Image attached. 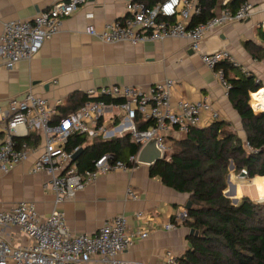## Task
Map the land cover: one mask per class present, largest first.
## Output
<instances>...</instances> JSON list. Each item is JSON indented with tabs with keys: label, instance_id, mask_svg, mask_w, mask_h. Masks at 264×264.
Returning <instances> with one entry per match:
<instances>
[{
	"label": "built area",
	"instance_id": "1",
	"mask_svg": "<svg viewBox=\"0 0 264 264\" xmlns=\"http://www.w3.org/2000/svg\"><path fill=\"white\" fill-rule=\"evenodd\" d=\"M199 1L161 0L152 6L133 1L126 6L127 17L123 21L106 24L101 30L89 25L85 34L109 45L186 40L189 50L199 55L202 66L214 74L226 96L230 85L223 70L217 66L223 62L235 68L239 65L229 51L203 53L202 45L209 34L226 25L247 20L253 7L245 1L232 13L225 7L226 1L219 14L191 26L192 17L201 13ZM85 2L60 0L31 20L4 23L0 34V71L11 70L21 61L32 60L43 44L59 33L62 22ZM86 17L91 18L92 14ZM259 27L264 31V23ZM242 72L245 75L248 73L245 70ZM173 88L174 82L165 80L146 89L116 85L101 87L79 96L59 99L54 105L31 92L8 102L0 123V178L34 157L30 174L48 177L42 188L52 195L53 201L52 210L47 214H40L35 204L29 201L0 208V235L2 229H16L29 242L28 245L14 247L0 238V264H89L93 257H97L102 264H139L118 259L120 254L133 246L136 238L147 237L146 233L128 231L126 215L105 219L93 234H75L67 227L60 209L62 204L72 201L78 192L92 185L100 176L133 171L139 166L138 153L129 156L126 161L103 154L92 160L89 169L77 172L76 157L83 148L66 147L74 135H82L88 140L98 137L109 140L128 133L140 149L155 139L165 159L171 150L170 134L180 138L191 129L200 128L204 113L210 114V122L219 119L205 99L197 102L173 101ZM78 99H82L83 103L67 117L57 123L52 122L58 109L68 108L70 101ZM250 108L256 113L251 104ZM136 114L152 125L146 130H137L134 124ZM37 136L38 142L35 140ZM25 138H30L31 143L18 144V139ZM245 148L253 152L247 144ZM241 172L246 175L245 171ZM125 200L138 201V192L128 187ZM184 216L185 209L182 217L178 215L174 222L183 223ZM136 218L141 219L142 214L137 213ZM175 223L165 225L164 229L175 230ZM162 258V264H179L172 252H166Z\"/></svg>",
	"mask_w": 264,
	"mask_h": 264
},
{
	"label": "crops",
	"instance_id": "2",
	"mask_svg": "<svg viewBox=\"0 0 264 264\" xmlns=\"http://www.w3.org/2000/svg\"><path fill=\"white\" fill-rule=\"evenodd\" d=\"M58 1L0 0V34L4 23L31 20ZM133 1L137 0H86L62 22L59 33L47 40L32 60L21 61L11 70H1L0 123L8 102L23 98L29 92L54 105L59 99L101 87L116 85L146 89L171 80L174 82L173 101L207 100L219 116L218 120L230 123L232 130L243 139L240 119L223 88L214 74L202 66L199 55L189 50L186 40L109 45L85 34L89 25L101 30L106 24L123 21L127 17L126 6ZM159 1L153 0L150 5ZM226 1L219 0V5ZM248 2L253 7L251 16L209 34L203 42L202 52L229 51L241 70L253 74L264 89V58L254 60L244 49V44L251 41L264 50L259 36V32H264L259 27L264 23V0ZM220 10L218 8L216 14ZM87 14L92 17L87 18ZM75 106V100L70 101L68 109L72 111ZM209 122L210 114H202L201 127ZM176 138L178 136L173 133L169 136V140ZM1 141L2 134L0 145ZM33 159L0 178V208L29 201L40 214L52 210L53 197L42 188L48 177L30 174ZM148 168L139 165L128 173L105 174L78 192L72 201L60 207L67 227L75 234H93L105 219L124 214L128 217V231L146 233L147 237L136 238L133 246L118 256L119 260L162 264V257L168 251L177 258L182 257L190 246L187 240L190 234L182 222L175 223L174 220L178 215L182 217L188 196L166 188L158 178H150ZM232 176L230 172V180ZM128 187L138 192V201L125 200ZM137 213L142 214L141 219L136 218ZM169 223H175L176 229L166 231L164 226ZM0 238L14 247L29 244L16 229H2ZM89 264L102 263L93 257Z\"/></svg>",
	"mask_w": 264,
	"mask_h": 264
},
{
	"label": "trees",
	"instance_id": "3",
	"mask_svg": "<svg viewBox=\"0 0 264 264\" xmlns=\"http://www.w3.org/2000/svg\"><path fill=\"white\" fill-rule=\"evenodd\" d=\"M137 1L148 6L153 3V0ZM245 1L248 0H228L225 7L234 13ZM199 2L201 13L192 17L191 26L206 22L216 15L218 8H223L219 0ZM259 36L264 43V32H259ZM244 49L254 60L264 58V50L251 41L244 44ZM217 68L223 70L230 85L227 97L240 119L244 138L232 130L230 123L214 120L205 127L191 129L180 138L171 139L170 152L165 159L149 166L148 174L150 178H158L166 188L187 195V202L191 204L185 211L183 226L193 234L187 238L190 246L178 258L179 264H264V202L242 198L247 186L245 193L240 185H233L226 192L231 200L242 198L235 206L224 196L229 164H233L237 174L245 171L248 179L264 177V109L255 106L259 112L263 111L256 114L249 105L250 95L253 97L264 91L263 84L251 73L242 74L240 67L223 62ZM75 102L77 106L73 110L83 100ZM70 113L68 108L58 109L52 122L57 123ZM134 124L139 131L152 125L150 121H143L140 114L135 115ZM38 139L37 136L36 142ZM17 141L18 144L31 143L30 138ZM245 144L253 152L247 151ZM74 146L83 148L76 159L77 172L89 169L92 160L103 154L126 161L140 149L128 133L109 140L101 137L88 140L74 135L66 148ZM263 182L264 178L253 180L251 184L260 188ZM251 184L248 190L252 195L255 191L260 193L261 190H255Z\"/></svg>",
	"mask_w": 264,
	"mask_h": 264
},
{
	"label": "water",
	"instance_id": "4",
	"mask_svg": "<svg viewBox=\"0 0 264 264\" xmlns=\"http://www.w3.org/2000/svg\"><path fill=\"white\" fill-rule=\"evenodd\" d=\"M259 114V113H258ZM81 154V152L77 155L76 159L78 158V156ZM163 160V157H162V153L160 150H158L157 148V145H156V140L155 139H152L150 140L149 142H147L141 149L140 151L138 152V155H137V163L139 165H144V166H152L154 165L155 163H157L158 161H161ZM232 168V166L230 165V169ZM240 177H245V174L241 172L240 174ZM264 177H255L254 180H257V179H262ZM227 183L230 184V179H229V176L227 178ZM224 196L228 199H230L226 193H224ZM242 198H248V196H244ZM238 199V200H235V199H232L231 200V203L235 206L238 204V202L242 199ZM253 202H258V203H261L263 202L264 200H251ZM190 202H187L186 205H185V211L186 210H189L190 209ZM190 235L193 234V231H190L189 232ZM196 236V234H194Z\"/></svg>",
	"mask_w": 264,
	"mask_h": 264
},
{
	"label": "rangeland",
	"instance_id": "5",
	"mask_svg": "<svg viewBox=\"0 0 264 264\" xmlns=\"http://www.w3.org/2000/svg\"><path fill=\"white\" fill-rule=\"evenodd\" d=\"M250 100L251 101H250L249 105L251 104L252 107L254 108L255 107L254 106L255 102L252 99V97H250ZM254 110H255L256 113H260L256 108H254ZM230 165L232 166L231 169H230ZM228 172L229 173L231 172L233 176H232V179L230 180V184L227 183V188H226V190H225L224 193H226L229 190V188L232 187L233 185H240V186H242L243 187L242 190L244 191L243 193H245V191H246L245 187L247 186V191H246L247 193H245L243 195L248 196L250 200H264V182H263V184L261 185L260 188H259L258 185L251 184L254 179H248L246 175H245V177H240V174H237L234 171L233 164H229V166H228ZM228 176H227V178H228ZM226 182H227V179H226ZM250 184H251V186H253V185L255 186V190H261L260 193H258V191H255V192H253L255 194L252 195V191L248 190ZM250 195H252L253 198H251ZM230 201H231V199H230Z\"/></svg>",
	"mask_w": 264,
	"mask_h": 264
},
{
	"label": "bare ground",
	"instance_id": "6",
	"mask_svg": "<svg viewBox=\"0 0 264 264\" xmlns=\"http://www.w3.org/2000/svg\"><path fill=\"white\" fill-rule=\"evenodd\" d=\"M262 93V94H261ZM254 98H257V100H254ZM252 99L254 100L255 104L254 106L256 107H260L262 109H264V91L254 95L252 97ZM263 111H261L260 113H262Z\"/></svg>",
	"mask_w": 264,
	"mask_h": 264
}]
</instances>
